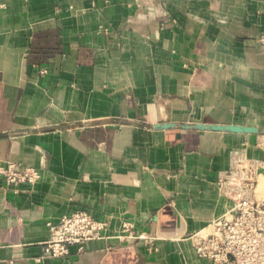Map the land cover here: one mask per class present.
Instances as JSON below:
<instances>
[{"label":"crops","instance_id":"crops-1","mask_svg":"<svg viewBox=\"0 0 264 264\" xmlns=\"http://www.w3.org/2000/svg\"><path fill=\"white\" fill-rule=\"evenodd\" d=\"M229 172L264 199V0H0V264H205ZM78 210L107 238L39 260Z\"/></svg>","mask_w":264,"mask_h":264},{"label":"built area","instance_id":"built-area-1","mask_svg":"<svg viewBox=\"0 0 264 264\" xmlns=\"http://www.w3.org/2000/svg\"><path fill=\"white\" fill-rule=\"evenodd\" d=\"M9 186L33 185L39 180L35 168L9 163L2 171ZM223 194L234 202L231 212L209 225L207 234L194 236V250L205 264H264V199L258 196V183L246 172H229L220 181ZM110 222L98 221L89 212L78 210L51 225V238L42 247V259L61 260L72 247L107 238ZM118 238L135 239L149 249L157 236L140 231L130 220L121 223Z\"/></svg>","mask_w":264,"mask_h":264},{"label":"bare ground","instance_id":"bare-ground-1","mask_svg":"<svg viewBox=\"0 0 264 264\" xmlns=\"http://www.w3.org/2000/svg\"><path fill=\"white\" fill-rule=\"evenodd\" d=\"M261 189H264V184L260 186Z\"/></svg>","mask_w":264,"mask_h":264}]
</instances>
